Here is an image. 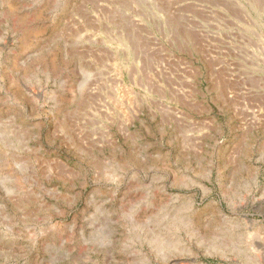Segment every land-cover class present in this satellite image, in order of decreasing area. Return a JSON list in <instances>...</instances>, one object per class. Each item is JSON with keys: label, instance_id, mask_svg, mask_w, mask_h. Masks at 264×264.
<instances>
[{"label": "rangeland", "instance_id": "rangeland-1", "mask_svg": "<svg viewBox=\"0 0 264 264\" xmlns=\"http://www.w3.org/2000/svg\"><path fill=\"white\" fill-rule=\"evenodd\" d=\"M263 149L264 0H0V264H264Z\"/></svg>", "mask_w": 264, "mask_h": 264}, {"label": "water", "instance_id": "water-1", "mask_svg": "<svg viewBox=\"0 0 264 264\" xmlns=\"http://www.w3.org/2000/svg\"><path fill=\"white\" fill-rule=\"evenodd\" d=\"M208 101L210 105V112L212 113L213 116H215L217 119L221 117L223 114L224 110L220 107V105L217 103V101L212 97L208 96ZM224 136L225 141L221 142L219 141V138ZM118 140L120 141V146L128 145V141L122 139L120 136L117 137ZM234 139L232 133H225L223 130L217 131L214 133L210 139V145L212 147H219L221 145H230L232 140ZM57 149H59L57 147ZM66 157L68 159L75 161L76 160V155L74 152L70 150H65L64 151ZM245 159L249 160L250 162L255 164V173H256V179L258 180V176L261 173V167L264 165V149L259 150L258 152L252 153L248 155ZM95 167L92 165H85V172L82 178V181L80 184H78V188L80 191V195L77 199V202L73 205L68 206L67 208L70 210L74 211L75 217H79L82 211L87 209L89 202H90V197L92 194V191L94 187H115V185L110 184L106 181H102L96 178L95 176ZM141 174L143 177L147 176L148 173L146 171H141ZM257 182V181H256ZM57 184H60L59 182H56ZM60 186V185H59ZM258 186V185H257ZM257 189H260L257 187ZM193 260H198V257H194ZM206 264H213L211 262H206Z\"/></svg>", "mask_w": 264, "mask_h": 264}]
</instances>
